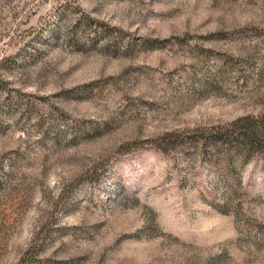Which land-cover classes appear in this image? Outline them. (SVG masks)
<instances>
[{
  "label": "rangeland",
  "instance_id": "obj_1",
  "mask_svg": "<svg viewBox=\"0 0 264 264\" xmlns=\"http://www.w3.org/2000/svg\"><path fill=\"white\" fill-rule=\"evenodd\" d=\"M245 117L264 0H0V264H264V148L176 146Z\"/></svg>",
  "mask_w": 264,
  "mask_h": 264
},
{
  "label": "trees",
  "instance_id": "obj_2",
  "mask_svg": "<svg viewBox=\"0 0 264 264\" xmlns=\"http://www.w3.org/2000/svg\"><path fill=\"white\" fill-rule=\"evenodd\" d=\"M82 25L87 27L91 32L88 35L90 42L96 44L98 40L104 37L105 32H101L102 35H99L98 29L95 28V25L99 26V23L88 17H84L78 19L75 27L72 29L73 36L70 38V42L74 46L80 44L76 39V30ZM54 38H58L57 32H54ZM168 137L171 138V136ZM179 138L177 137L176 146L193 144L197 138L200 139V143L203 142L207 147H212V149L207 150L210 155V162L217 165L224 162L225 173L235 175L237 161L243 159V163H247L251 159L252 152H256L259 146L264 148V117H245L238 119L229 126L218 127L197 136Z\"/></svg>",
  "mask_w": 264,
  "mask_h": 264
}]
</instances>
